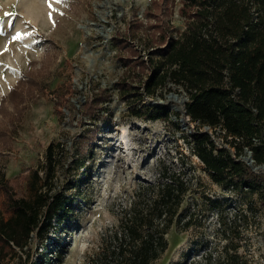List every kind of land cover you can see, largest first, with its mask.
Listing matches in <instances>:
<instances>
[{
    "label": "rangeland",
    "instance_id": "rangeland-1",
    "mask_svg": "<svg viewBox=\"0 0 264 264\" xmlns=\"http://www.w3.org/2000/svg\"><path fill=\"white\" fill-rule=\"evenodd\" d=\"M152 1L64 0L52 3L50 8L46 0H0V98L30 61H36L40 81V89L19 119L17 131L0 152V178L11 181L18 176L16 188L29 196L23 176L34 170L44 175L48 167L46 147L52 143V191L71 201L64 218L53 219L46 233L33 234L3 264H88L92 257L115 245L112 234L119 229L123 209L141 183L159 178L160 163L194 176L180 212L194 206L197 211L203 208V192L221 202L223 216L233 207L253 214L257 223L242 231L238 252L246 254L252 264H264V196L259 192L234 193L213 182L191 150L195 122L184 115L182 102L167 96L174 92L187 98L183 87L168 82L154 96L144 95L135 106L118 92V78L125 66L112 38L127 33L130 25L137 36L133 43L146 55L147 34L154 24V18L147 14L153 11ZM168 2L167 15L161 9L155 12L158 19L170 24L176 36L185 26V17L178 11L180 1ZM159 54L156 51L155 55ZM141 78L139 75L135 80L140 86ZM101 88L108 90V100L98 113L83 114L86 98ZM143 107L147 109L142 116L133 113V109ZM96 125L99 132L85 151L87 145L81 138L87 128ZM221 135L219 130L212 133L215 142L226 144ZM234 150L230 147L231 152ZM257 169L264 171L263 166ZM1 200L0 192V207ZM214 207L218 208L212 203L204 205L198 213L200 225L179 230L173 222L165 234L166 250L151 264H187L207 243L219 241L221 246L224 241L219 233L214 238Z\"/></svg>",
    "mask_w": 264,
    "mask_h": 264
},
{
    "label": "trees",
    "instance_id": "trees-1",
    "mask_svg": "<svg viewBox=\"0 0 264 264\" xmlns=\"http://www.w3.org/2000/svg\"><path fill=\"white\" fill-rule=\"evenodd\" d=\"M168 1L153 0V11L147 12L154 24L147 34L146 59L133 43L137 36L130 25L127 33L112 38L125 66L118 78V92L135 106L144 95L154 96L168 82L182 86L188 96L184 115L195 122L191 150L213 182L234 193L259 192L263 197L264 171L254 170L242 155L249 150L253 165H264V0H177L185 26L176 36L170 24L158 19L155 12L161 9L167 15L171 5ZM158 50L160 54L155 55ZM35 65V60L30 61L0 98V152L8 146L19 119L40 89ZM139 75L141 86L135 82ZM108 98V90L99 89L86 98L82 113H98ZM146 109H133V113L142 116ZM202 126H209L212 133L219 130L226 144L215 142L210 131L200 130ZM98 132V125L87 128L81 138L87 145L85 151ZM181 137L188 141L183 134ZM53 147L52 143L46 147L48 167L43 176L39 170L23 176L29 196L16 188L18 176L11 181L0 178V264L16 254L15 248H22L33 234L46 233L53 219L60 221L69 210L71 201L52 191ZM230 147L235 148L234 152ZM158 177L153 183L140 184L123 209L119 229L112 234L115 245L92 257L88 264H151L168 246L165 234L170 225L175 222L179 230L200 225L198 213L206 203L218 206L214 207V238L219 233L224 243H207L187 264H252L238 248L242 231L256 222L253 214L233 207L229 215L223 216L221 202L203 192V208L197 211L194 206L180 212L193 174L170 170L160 163Z\"/></svg>",
    "mask_w": 264,
    "mask_h": 264
},
{
    "label": "water",
    "instance_id": "water-1",
    "mask_svg": "<svg viewBox=\"0 0 264 264\" xmlns=\"http://www.w3.org/2000/svg\"><path fill=\"white\" fill-rule=\"evenodd\" d=\"M167 96L168 97H173V98H179L178 101L182 102L183 107H185V103L188 100V98L183 97V96H178V94L174 93V92H169ZM159 102H161V101H159ZM149 103L156 105L157 102L150 101ZM183 113H184V110H183ZM180 121H182V120L180 119ZM242 160H244L252 168L258 167V166H254L253 165V158H252V155H251V151H249V150H246L244 155H242ZM261 166L264 167V165H261Z\"/></svg>",
    "mask_w": 264,
    "mask_h": 264
},
{
    "label": "snow or ice",
    "instance_id": "snow-or-ice-1",
    "mask_svg": "<svg viewBox=\"0 0 264 264\" xmlns=\"http://www.w3.org/2000/svg\"><path fill=\"white\" fill-rule=\"evenodd\" d=\"M46 2L49 4V7L51 8L52 3H63L64 0H46ZM53 10H55V9H53ZM5 15H8V14L6 13ZM49 18H51V13H49ZM17 38H18V35L13 37V39H17Z\"/></svg>",
    "mask_w": 264,
    "mask_h": 264
},
{
    "label": "built area",
    "instance_id": "built-area-1",
    "mask_svg": "<svg viewBox=\"0 0 264 264\" xmlns=\"http://www.w3.org/2000/svg\"><path fill=\"white\" fill-rule=\"evenodd\" d=\"M137 46V45H136ZM138 47V46H137ZM139 48V47H138ZM144 59H146V55H143ZM203 130H208L211 131V128H209V126H204Z\"/></svg>",
    "mask_w": 264,
    "mask_h": 264
},
{
    "label": "bare ground",
    "instance_id": "bare-ground-1",
    "mask_svg": "<svg viewBox=\"0 0 264 264\" xmlns=\"http://www.w3.org/2000/svg\"><path fill=\"white\" fill-rule=\"evenodd\" d=\"M103 15V14H102ZM103 17V20L105 21V15H103L102 16ZM101 29H102V27L101 26H99ZM106 30H109V28H107ZM104 31V30H103ZM106 35V34H105ZM106 38V37H105ZM171 99V98H170ZM173 99V98H172ZM177 99H179V98H177ZM174 100V99H173ZM176 107H178V106H176Z\"/></svg>",
    "mask_w": 264,
    "mask_h": 264
}]
</instances>
